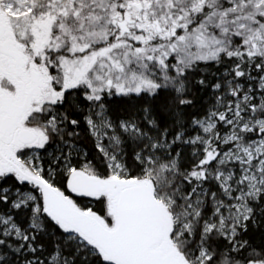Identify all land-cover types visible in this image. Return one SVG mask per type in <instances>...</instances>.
I'll return each instance as SVG.
<instances>
[{"label":"snow or ice","instance_id":"obj_1","mask_svg":"<svg viewBox=\"0 0 264 264\" xmlns=\"http://www.w3.org/2000/svg\"><path fill=\"white\" fill-rule=\"evenodd\" d=\"M0 264H264V0H0Z\"/></svg>","mask_w":264,"mask_h":264}]
</instances>
